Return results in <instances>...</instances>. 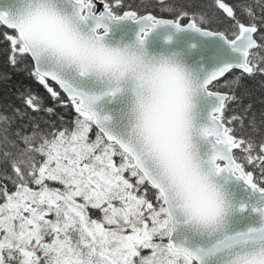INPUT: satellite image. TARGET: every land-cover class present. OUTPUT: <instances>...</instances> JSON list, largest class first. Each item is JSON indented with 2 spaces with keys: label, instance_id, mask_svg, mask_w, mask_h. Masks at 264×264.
Masks as SVG:
<instances>
[{
  "label": "snow or ice",
  "instance_id": "6c2138e0",
  "mask_svg": "<svg viewBox=\"0 0 264 264\" xmlns=\"http://www.w3.org/2000/svg\"><path fill=\"white\" fill-rule=\"evenodd\" d=\"M0 49L44 92L0 108V264H264V0H0Z\"/></svg>",
  "mask_w": 264,
  "mask_h": 264
},
{
  "label": "trees",
  "instance_id": "16d2710c",
  "mask_svg": "<svg viewBox=\"0 0 264 264\" xmlns=\"http://www.w3.org/2000/svg\"><path fill=\"white\" fill-rule=\"evenodd\" d=\"M182 2H192L195 4H202V3H210L211 0H182ZM132 3L135 5L136 0H132ZM5 70V61L3 57V51L0 49V72H3ZM12 85H15L16 87H12ZM21 85L23 86H30L34 92H38L41 95L44 94L43 89L35 84L34 82L30 81L25 75L21 74H14L12 77L11 84L8 85V87H5V83L0 82V108L5 106L7 103H14L16 102L15 96H16V89L19 88ZM230 113L226 112V115H229Z\"/></svg>",
  "mask_w": 264,
  "mask_h": 264
}]
</instances>
